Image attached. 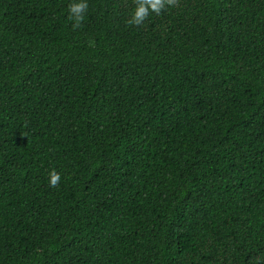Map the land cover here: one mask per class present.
<instances>
[{
	"label": "trees",
	"instance_id": "16d2710c",
	"mask_svg": "<svg viewBox=\"0 0 264 264\" xmlns=\"http://www.w3.org/2000/svg\"><path fill=\"white\" fill-rule=\"evenodd\" d=\"M72 2L0 0V264H264V0Z\"/></svg>",
	"mask_w": 264,
	"mask_h": 264
},
{
	"label": "clouds",
	"instance_id": "9594fccd",
	"mask_svg": "<svg viewBox=\"0 0 264 264\" xmlns=\"http://www.w3.org/2000/svg\"><path fill=\"white\" fill-rule=\"evenodd\" d=\"M134 9L130 19L127 21L129 25L142 26L150 13L159 15L166 7H173L178 4V0H133ZM88 9L87 0H78L68 5V19L73 21V29H79L85 18V13ZM49 186L58 187L61 175L55 169L48 173Z\"/></svg>",
	"mask_w": 264,
	"mask_h": 264
}]
</instances>
